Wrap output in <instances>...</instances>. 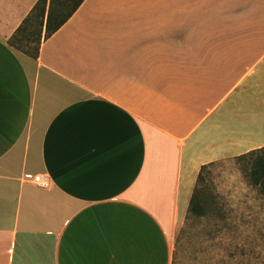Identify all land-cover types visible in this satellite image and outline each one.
Wrapping results in <instances>:
<instances>
[{
  "label": "crops",
  "instance_id": "0c3cea01",
  "mask_svg": "<svg viewBox=\"0 0 264 264\" xmlns=\"http://www.w3.org/2000/svg\"><path fill=\"white\" fill-rule=\"evenodd\" d=\"M38 1L0 0V264H172L202 169L264 148V4L85 0L34 60Z\"/></svg>",
  "mask_w": 264,
  "mask_h": 264
},
{
  "label": "rangeland",
  "instance_id": "374dc122",
  "mask_svg": "<svg viewBox=\"0 0 264 264\" xmlns=\"http://www.w3.org/2000/svg\"><path fill=\"white\" fill-rule=\"evenodd\" d=\"M260 4L239 0L240 30ZM251 162L224 160L201 172L196 187L204 215L181 220L172 235V264H264V195L251 182Z\"/></svg>",
  "mask_w": 264,
  "mask_h": 264
},
{
  "label": "trees",
  "instance_id": "16d2710c",
  "mask_svg": "<svg viewBox=\"0 0 264 264\" xmlns=\"http://www.w3.org/2000/svg\"><path fill=\"white\" fill-rule=\"evenodd\" d=\"M84 2L85 0H39L30 15L23 21L22 25L10 40V46L34 60L38 59L42 43L57 33L72 18ZM15 43H18L19 46L17 47ZM32 44H35L36 47L30 48ZM248 157L252 158L250 171L251 182L264 195V148L239 157L238 159H246ZM201 177L200 173L197 186L201 183ZM200 199L196 187L190 202L188 212L190 215L197 217L204 215Z\"/></svg>",
  "mask_w": 264,
  "mask_h": 264
},
{
  "label": "built area",
  "instance_id": "2783aa9c",
  "mask_svg": "<svg viewBox=\"0 0 264 264\" xmlns=\"http://www.w3.org/2000/svg\"><path fill=\"white\" fill-rule=\"evenodd\" d=\"M26 179L33 180V184L38 188L49 189L51 187V180L48 176L38 175L35 177L26 176Z\"/></svg>",
  "mask_w": 264,
  "mask_h": 264
}]
</instances>
